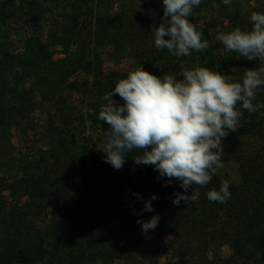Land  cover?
Masks as SVG:
<instances>
[{
  "label": "trees",
  "instance_id": "1",
  "mask_svg": "<svg viewBox=\"0 0 264 264\" xmlns=\"http://www.w3.org/2000/svg\"><path fill=\"white\" fill-rule=\"evenodd\" d=\"M124 1L62 0L63 7L70 11L67 18L71 29L77 25L80 15L91 16L93 13V30L90 20L82 25V29L88 27V32L87 42L84 41L81 48L87 49L89 42L93 43L92 60L88 63L95 76L88 84L69 80L85 69L82 51L75 53L78 56L67 65V75H59L60 81L67 80L66 90L80 94L82 102L85 101L75 112L74 126L69 121H65L64 126H52L48 119L43 136L48 140L49 148L38 152L41 163L34 161L32 156L17 159L11 155L8 159L6 146H0V167L22 164L23 172L12 183L0 181V189L5 188L15 198H28L22 207L6 208L0 196V227H4L0 233V264H112L129 249L147 241L153 242L155 253L165 254L172 248V243L160 246L166 234L178 239L176 251L179 255L195 258L209 243L218 242L219 247L226 245L231 250L229 258L219 264H264V109L252 113L240 109L242 116L238 129L222 138V161L235 163L240 178L238 184L230 185L231 195L224 203L209 201L205 195L209 189L219 188L221 181L215 175L204 187L193 185L187 194L193 191L197 194L196 199L187 203L181 201L179 205L166 199L167 194L173 196L174 192L184 191L179 182L173 179L166 186L167 178L159 177L150 164H140L144 169L143 182L138 187L131 186L122 170L106 163L105 154L96 148L91 138L84 136L85 129L103 132L109 127L105 121L97 119L98 110L105 103L102 96L127 75L115 70L95 73V68L101 65L100 55L94 53L99 46L111 47L108 57L112 61H117L120 52L126 50L133 69L142 65L150 73L163 67L164 73L174 74L182 71L181 66L192 65V68L204 66L240 80L244 71L259 65L258 59L247 60L235 52L221 54L218 51L222 47L220 42L213 41L219 32H205L206 28L216 29L213 19L198 28L200 31L203 28V38L209 42L203 52L192 51L188 56L175 57L167 49L157 50L154 43L146 41L149 35L153 38L151 27L159 26V10L152 6L154 0H130L127 7H124ZM248 1L252 0H232L229 5H224L218 0L217 7L211 8L209 0H202L196 8L218 9L217 17L223 15L227 19L224 32L235 27L249 30L251 12L263 11L258 4L244 10ZM256 1L264 3V0ZM117 2L121 3L120 9L112 17L109 11ZM38 3L39 0H0V32L2 28L8 30L20 15L33 27H39L35 26L34 20L40 14L54 22L56 7L51 5L42 9ZM64 25L49 27L50 43H43L36 32L27 35L21 43L20 53H9L6 42H0V137L6 135V127L12 122L18 125L20 120L29 121V113L36 107L35 93L39 94L40 103L46 102L48 95L53 93V82L43 76L45 69L53 63L49 48L59 45L67 53L69 42L75 41L67 33L70 25ZM6 74L14 77L12 84L7 83ZM20 79L22 86L18 84ZM11 92L14 93L12 98L6 99ZM59 98L58 93L54 104L63 103ZM113 99L122 103L118 95ZM257 102H264V86L256 90L253 104ZM56 109L60 111V108ZM104 141L105 137L101 146ZM138 155V151L133 150L125 161ZM84 170L89 176L79 186L74 175ZM133 193H139L143 199H136ZM152 194L157 197L151 201L153 211L140 213L143 200ZM104 198L105 203H100L99 200ZM44 203H51L56 215L61 213L63 217L57 222L54 221L57 216L53 217L50 224L42 228H36L30 222L29 227L23 228L25 216L39 205L43 207ZM153 214H159V221L146 238L136 221L148 220ZM109 216L118 223L107 221ZM115 242L120 243L118 249L110 247V243Z\"/></svg>",
  "mask_w": 264,
  "mask_h": 264
},
{
  "label": "clouds",
  "instance_id": "2",
  "mask_svg": "<svg viewBox=\"0 0 264 264\" xmlns=\"http://www.w3.org/2000/svg\"><path fill=\"white\" fill-rule=\"evenodd\" d=\"M220 2L229 5L232 0ZM201 3L162 0L161 22L150 32L154 47L167 49L175 57L206 50L208 40L189 20L194 7ZM249 21V30L235 27L215 36L225 51L259 60V65L244 71L240 80L204 66L184 69L178 78L170 73L156 76L140 65L116 81L102 96L105 103L97 115L109 125L103 131L105 141L98 147L105 154L104 161L119 170L136 150L139 155L133 159L137 165H152L159 177L167 178L166 186L173 179L179 182L184 191L174 192V205L195 200L197 194L192 191L189 195L188 190L193 185L206 186L223 166L222 138L238 129L240 109L249 113L264 109V102L253 104L256 90L264 86V12H251ZM116 95L122 103L113 99ZM229 187V179H223L218 189H209L205 195L209 201L224 203L231 195ZM133 195L143 199L139 193ZM156 198L152 194L144 199L139 212H152L151 201ZM158 221L159 214H153L136 222L147 238Z\"/></svg>",
  "mask_w": 264,
  "mask_h": 264
},
{
  "label": "rangeland",
  "instance_id": "3",
  "mask_svg": "<svg viewBox=\"0 0 264 264\" xmlns=\"http://www.w3.org/2000/svg\"><path fill=\"white\" fill-rule=\"evenodd\" d=\"M217 1L218 0H209L211 8L217 7ZM56 2L59 3L57 4ZM129 2L130 0H125L123 2L124 7H127L129 5ZM38 4L39 7L42 9L49 8V6L51 5L56 7V16L54 22L52 18H48L46 15L40 14V17L34 20L35 26L38 25L39 27H33L29 25L23 15H20L19 19H16L17 22L9 26L10 29L8 28V30L6 29V31L2 28L0 32V42H6V47H8L9 53H20L21 43L23 39L33 32H36L41 36L43 43L49 42L50 39L48 38V31L49 27L51 26L56 27L58 25L61 26L64 24V26L70 25L67 33L70 36L74 37L75 41L69 42V45L67 47V53H64L62 47L59 45H53V47L49 48V51L52 52L51 62L53 63H51L49 68L45 69V73L43 74V76H45V78H47L46 80H48L49 82H53V85H51V87L53 88H51L53 93H50L48 95V100L44 103H40V96L38 93H35L33 100L36 103V107L34 111L29 113V121L20 120L18 122V125L13 124L12 122L9 127H6L7 130L6 132H4L6 135H2L0 137V146H2L3 144L6 146L8 159H10L11 155H14L17 159L24 158V156H32L34 161H36L37 163H41L42 159L38 152H44L49 148L48 140L45 138V136H43L46 131L48 119L51 120L52 126H64L63 123L65 121H69L70 124H73L72 126H74L75 112L81 106V104H84L85 101L83 100L82 102L83 97L80 94L66 90L65 86L67 84V80L60 81L59 75H67V65L73 62L75 56H78L77 54L75 55V53L79 51H82L83 55L85 56V69L81 73L79 72L74 76L69 77V80L76 79L77 81H80L78 82L80 84H88L93 75L95 76V74H93L94 71L92 70L91 66H89L90 63H88L92 60L90 54L91 49L94 48L93 43L89 42L87 49H82L85 45L84 41L87 42L88 32V27L82 29V25L87 23L88 20H90V29L93 30V13L91 16L80 15L78 18L77 25H75V28L71 29V23L67 18V15L70 13V11L69 9L66 10V8L63 7L62 0H39ZM120 5L121 3L119 2L114 3V5H112L109 11L112 17L116 16V13L120 9ZM256 5L260 7V9L264 12V3H257L256 0L248 1L244 5V10H247L248 8ZM152 6H156L159 10V12H157V20L160 23L161 17L163 16L162 0H154ZM217 13L218 9L203 10L194 7L192 14L189 16V20L198 29L204 26L205 21L213 19L211 21H214L216 29L207 30L206 28L205 32H213L214 34H216V31L219 33L224 32L223 30L226 27L227 19H225L223 15V17L220 15L221 18L217 17ZM15 25L18 27H16ZM201 31H203V28L201 29ZM215 36L216 35H214L213 41H217L215 39ZM146 41L149 44H153V38L150 35L149 37H147ZM220 44L222 47H219L218 51L223 55H227L229 51L224 50L222 42H220ZM109 52H111V47L109 46H99L95 49L94 53L99 54L101 59V65L100 67L95 68V73L100 72L102 74H106L110 70H115L120 73H128L129 71L133 70V66L130 64L126 57V50L120 52L117 61L110 60V58L108 57ZM190 68H192V65L181 66L182 71L184 69ZM237 70H235V72ZM181 72H174V74L177 75V77L179 78ZM152 73L156 76H161L162 74H164V68L157 67L154 71H152ZM13 78L14 77L12 75L6 74L5 76V79L8 84L13 83ZM18 84L20 86L23 85L21 79L18 80ZM27 85L28 84H26L25 87H27ZM58 93L60 94L61 98L59 99L62 100L63 103L54 104V97L56 98ZM11 94L6 95V99H8L9 96L12 98L14 93L11 92ZM11 100L12 99H9L8 101ZM56 108H60V111H58ZM68 128H70V126ZM70 131H72V129H70ZM84 136L91 138L92 141H94V143L96 144V148L100 147L101 143L104 140L103 132L95 130L93 128L85 129ZM133 158L135 157H132L129 160L127 159L120 170H122V175L129 179L131 186L138 187L143 182L144 169L140 165H137L134 162ZM222 162L223 166L218 169L217 173L214 175L220 181H222L223 179H229L230 185L238 184L240 182V178L238 175L239 172L237 171V165L231 161ZM20 165L22 164H17L15 165V167L14 164L9 165L7 168L0 167V181L5 183H12L18 180L23 174ZM88 176L89 174L87 170H84L81 171L79 174H75L74 179L78 180L79 186H82V183L87 180ZM105 194L106 193H104V195ZM0 196L2 197V201L5 203L6 208L22 207L28 201V198L24 196L15 198L9 195L8 191L5 188L0 189ZM166 199L172 201L173 196L171 194H167ZM99 202L105 203V198L100 199ZM40 207L41 206L39 205L37 209L34 208L30 214H27L25 216L24 221H22L25 223L23 224V228L27 226L29 227V222L32 225L34 224V227L36 228H42L45 225L47 226L48 224H50L53 217L57 216L54 219V221L56 222L63 217L61 213L56 215L57 212L55 211L51 203H44L43 207ZM262 211L264 212V210ZM111 220L112 219L110 216L107 217V221L110 222ZM111 222L113 224L118 223L116 220H112ZM3 228V226L0 227V233L3 232ZM119 232L120 231L117 230V233ZM165 243H172V248H169L165 254L157 252L160 254L156 256L157 253H155L153 242L147 241L137 244L135 247L129 249L126 254L119 258H116L112 264H219V261L227 259L231 255V250L226 245H222L219 247L218 242L209 243L205 247V249L201 250L202 252H199V254L195 258L193 256L187 257L184 255H179L176 251V245L179 244L178 239L172 237L171 234L164 235L160 246H162V244L165 245ZM118 245H120V243H110L111 248L118 249Z\"/></svg>",
  "mask_w": 264,
  "mask_h": 264
}]
</instances>
